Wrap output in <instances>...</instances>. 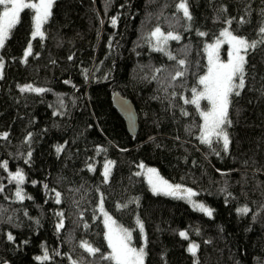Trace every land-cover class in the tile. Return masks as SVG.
Wrapping results in <instances>:
<instances>
[{
  "label": "trees",
  "instance_id": "obj_1",
  "mask_svg": "<svg viewBox=\"0 0 264 264\" xmlns=\"http://www.w3.org/2000/svg\"><path fill=\"white\" fill-rule=\"evenodd\" d=\"M179 2L56 0L43 37L35 38L30 11L21 13L0 48V264H110L101 259L110 252L101 196L104 209L132 231L133 245L145 248L144 264H264V44L249 50L245 88L232 97L227 151L222 140L201 143L202 118L184 103L193 87L202 90L205 45L229 27L226 20L234 34L261 39L264 0H187L191 21L177 12ZM157 26L181 36L167 46L177 60L148 42ZM179 59L187 72L172 80L183 70ZM26 85L45 91H21ZM115 90L134 104V135L112 105ZM200 105L209 107L207 100ZM108 161L114 163L105 182ZM140 164L191 188L213 215L181 196L153 193L136 175ZM18 171L22 185L12 180ZM82 241L100 252L90 255ZM191 244L198 245L195 255ZM45 249L49 259L38 261Z\"/></svg>",
  "mask_w": 264,
  "mask_h": 264
},
{
  "label": "snow or ice",
  "instance_id": "obj_2",
  "mask_svg": "<svg viewBox=\"0 0 264 264\" xmlns=\"http://www.w3.org/2000/svg\"><path fill=\"white\" fill-rule=\"evenodd\" d=\"M56 0H0V48L5 46V41L8 39L10 33L21 21V13L24 10H29L32 19L34 21V31L32 32V37L37 36L43 37L44 33L41 31L42 26L49 20L52 16V8ZM177 12L182 11L183 18L191 21L193 19L187 0H180L176 5ZM221 11H226V9H221ZM112 25H116L117 20L113 18L111 20ZM229 27L223 28L219 37L214 43H209L205 46V51L207 53V71L206 74L199 76L198 84L202 86V90L197 91V88L193 87L191 89L192 98L185 99V104H193L199 111L200 117L203 119V124L200 126L201 135L199 137L201 143L212 146L213 138L217 142L222 140L223 149L228 150L230 139L227 127L231 126L232 121L229 118V108L232 104L233 96H240L241 90L245 88V65L248 63L246 57L249 50H254L257 48L258 44H264V26L259 28V33L261 34V39L249 40L238 34H234V31L230 30L232 20L228 19L225 21ZM199 36H206L205 32H198ZM148 42L151 43L153 39L155 40L154 51L165 53L170 60H177V57L172 55L170 51H167V46L169 41H179L181 36L179 34H174L173 31H167L166 33L162 31L160 26L155 27L153 31L150 32L147 38ZM222 44H228L229 49L227 53V60L223 61L220 58V48ZM32 48L29 44L28 48L25 50L24 56L27 57L31 54ZM71 59V57H70ZM177 63L181 66L183 70H177L174 74H171V79L176 80L177 78L184 77L187 68L186 59H179ZM4 67L3 63L0 62V70ZM156 72H161L162 69L157 68ZM155 79V77H153ZM171 86V85H170ZM33 91V92H44L43 88H33L31 85H26L21 91ZM166 90V89H165ZM175 95V93H173ZM201 100H207L210 107L207 110L201 111ZM183 115H188L186 111H182ZM7 136V134H4ZM62 151V148L58 147L57 152ZM215 151V149H213ZM219 154V153H217ZM29 155H31L29 153ZM114 162L108 161L104 164V180L108 181L111 173V166ZM5 168L7 164L3 165ZM140 169H145V165H138ZM90 170H94L91 165H89ZM148 183L151 185V189L155 194H166L170 196H179L182 190V186L179 184L173 185L167 180H164L159 176V173L154 168H147L146 173ZM136 175H141V172H137ZM12 180L16 181L18 185L24 183V175L22 172L18 171L12 175ZM47 187V185H45ZM2 191V189H0ZM53 191H55L53 189ZM184 196L181 198H187L193 207L207 216L211 217L213 215V210L206 207L203 203H196L192 200V197L196 196L197 193L191 188L183 189ZM15 196L19 200H24L25 195L20 187H17ZM60 192H55L56 203H60ZM32 199V197H27ZM104 198L101 196L100 211L104 216V224L107 229L105 232V239L107 241L110 252L103 255L101 259L109 261L110 264H144V258L146 256L145 248L135 247L132 243V231L128 228L119 225L116 220L108 215L104 211L103 207ZM119 207H127V205H120ZM241 213H247L248 208H242L238 210ZM58 216L63 217V213H57ZM140 231L143 232V223L139 220L137 221ZM64 227L63 219L57 224L58 229ZM87 228L88 225L85 224ZM179 235L182 238L187 239V233L181 231ZM8 240H14V237L9 234ZM81 247L85 249L90 255L95 256L100 252V249L93 247L87 241L81 242ZM198 245L191 244L188 251L193 255L196 254ZM38 261L48 260L49 254L45 249L42 256H37ZM73 264H78V262L73 261Z\"/></svg>",
  "mask_w": 264,
  "mask_h": 264
},
{
  "label": "water",
  "instance_id": "obj_3",
  "mask_svg": "<svg viewBox=\"0 0 264 264\" xmlns=\"http://www.w3.org/2000/svg\"><path fill=\"white\" fill-rule=\"evenodd\" d=\"M111 102L122 116L128 133L134 135L138 128V116L134 104L116 90L111 94Z\"/></svg>",
  "mask_w": 264,
  "mask_h": 264
},
{
  "label": "rangeland",
  "instance_id": "obj_4",
  "mask_svg": "<svg viewBox=\"0 0 264 264\" xmlns=\"http://www.w3.org/2000/svg\"><path fill=\"white\" fill-rule=\"evenodd\" d=\"M154 30V29H153ZM33 31H34V22H33ZM41 31H42V29H41ZM166 33V32H165ZM217 38H220V39H223L222 37H219V35L216 37V38H214L212 41H210V42H208V43H206V45L207 44H209V43H214L215 42V40L217 39ZM150 45H151V47L152 48H154V45H155V40L153 39V41L150 43ZM205 45V46H206ZM228 49H229V45L228 44H222L221 45V48H220V58H221V60H223V61H226L227 60V53H228ZM205 54H206V61H207V53H206V51H205ZM0 62H2L1 61V59H0ZM0 73H1V70H0ZM206 74V73H205ZM210 107V106H209ZM202 124H203V119H202ZM144 165V164H143ZM147 168H153V167H150V166H147V165H145V169H140L139 168V170H138V172H141V174L143 175V177H144V179L147 181V183H148V179H147V175L145 174L146 173V169ZM155 169V168H154ZM158 172V171H157ZM159 173V172H158ZM159 176L160 177H162L160 174H159ZM163 178V177H162ZM164 179V178H163ZM165 180V179H164ZM149 184V183H148ZM174 185V184H173ZM149 186H150V188H151V185L149 184ZM183 189H188V188H186V187H183L182 186V190H181V193H180V195L179 196H184V192H183ZM152 190V189H151ZM184 199H186V201H188L189 202V204L193 207V204L187 199V198H184ZM192 200L193 201H195L196 203H203L201 200H199V199H197L196 198V196H194V197H192ZM204 204V203H203ZM205 205V204H204ZM206 207H208L207 205H205ZM194 208V207H193ZM209 208V207H208ZM195 209V208H194ZM98 210L100 211V207H98ZM197 210V209H196ZM104 211L105 212H107L105 209H104ZM108 213V212H107ZM99 215H101V219H102V221H103V224H104V216H103V214L101 213V211L99 212ZM108 215L109 216H111L109 213H108ZM114 220H116L113 216H111ZM117 221V220H116ZM117 223L119 224V222L117 221ZM120 225V224H119ZM104 227H105V224H104ZM126 228V227H125ZM107 231V229H106V227H105V232ZM136 247V246H135ZM140 247H142V246H140ZM137 248H139V247H137Z\"/></svg>",
  "mask_w": 264,
  "mask_h": 264
},
{
  "label": "bare ground",
  "instance_id": "obj_5",
  "mask_svg": "<svg viewBox=\"0 0 264 264\" xmlns=\"http://www.w3.org/2000/svg\"><path fill=\"white\" fill-rule=\"evenodd\" d=\"M99 211V210H98ZM100 212V211H99Z\"/></svg>",
  "mask_w": 264,
  "mask_h": 264
}]
</instances>
